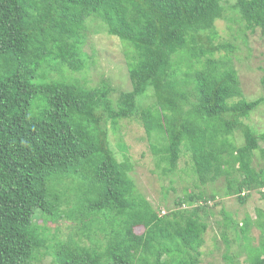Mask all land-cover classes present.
Listing matches in <instances>:
<instances>
[{
	"label": "trees",
	"instance_id": "1",
	"mask_svg": "<svg viewBox=\"0 0 264 264\" xmlns=\"http://www.w3.org/2000/svg\"><path fill=\"white\" fill-rule=\"evenodd\" d=\"M93 18L133 50L131 91L116 100L109 80L95 87L79 81L89 68L83 45ZM222 20L264 38V0H0V264H27L41 244V237L33 244L30 225L53 206L42 184L66 161H76L66 173L84 179L72 213L85 219V230L106 214L118 231L111 241L99 225L109 242L103 252L61 245L54 264H198L215 196L185 189L174 210L160 215L130 179L126 155L118 163L108 149L107 125L114 131L118 120L134 118L137 98L149 89L155 106L139 114L164 177L188 153L199 185L223 179V197L244 205L255 192L264 200V133L245 123L264 98L243 99L234 45L216 41ZM236 133L241 146L233 143ZM256 152L260 169L253 167ZM221 215L233 233L227 243L240 237L249 264H264V241L258 250L248 246V216L236 232L232 217ZM263 217L257 211L264 232Z\"/></svg>",
	"mask_w": 264,
	"mask_h": 264
},
{
	"label": "rangeland",
	"instance_id": "2",
	"mask_svg": "<svg viewBox=\"0 0 264 264\" xmlns=\"http://www.w3.org/2000/svg\"><path fill=\"white\" fill-rule=\"evenodd\" d=\"M86 27L83 49L85 55L90 57L88 59L90 63L86 75L81 76L79 81H88V87H95L100 80H109L110 97L116 100L122 92L131 91L128 66L132 63L133 50L116 37L108 35L105 27L95 18L89 19ZM216 27V41H230L234 45L235 52L231 54L232 66L239 76L243 99L252 101L259 97L264 98V38L258 32L253 35L245 34L243 31L237 33L239 28L233 21H218ZM78 75H75L77 79ZM154 102L152 91L149 89L146 94L137 98L139 113L143 109L155 106ZM139 113L134 118L118 120L114 131L107 125L108 149L118 163L124 161L123 156L126 155L132 166L129 177L139 194L155 211L160 210V215L174 210V202L182 197L185 189L193 190L196 194L202 191L207 198L211 195L215 196L214 201H210L207 206L212 215L204 219L207 229L203 234L204 241L200 248L198 264H249L250 258L242 249L247 244L240 237H238L239 241L231 246L227 243L226 239L231 238L233 233L223 229L224 216L221 212L229 214L238 224L236 232L248 216L251 222L248 246L258 250L263 244L264 232L257 226V211H261L264 216V200L255 192H252L244 205L238 204L234 198L223 197V179L213 185H199L196 175L192 172L188 153L181 155L173 175L164 177L162 173L166 165L158 164L159 159L152 153L150 140H147ZM245 123L256 133H264V103L251 113ZM233 143L236 146L243 144L240 133L234 134ZM260 146L264 148V144ZM75 162L66 161L64 167L56 168L59 170L52 175L47 185L41 183L40 194L44 193L43 196L46 195L48 202L53 201V206L44 213H37L32 220L30 226L34 231L33 244L35 239L39 240L40 237L41 244L33 247L27 264H54V256L61 245L70 246L71 249H73L72 245H76L89 254L103 252L109 242L107 236L98 233L99 225L105 231L104 234L109 232L111 241L117 236L113 231H118V225L112 220L108 221L106 214L98 213L94 219L96 221L99 219V223L94 220L96 224L85 230V219L81 215L72 213L76 211L77 197L80 194L78 189L84 187V179L79 177L74 179V173H66V168L68 171H73ZM262 162V157L256 152L253 157V167L260 169ZM193 186L199 187L192 188ZM259 221L264 225V217L259 218ZM142 232L141 227L134 228L136 236H141ZM122 250L123 248H120V251ZM226 255L235 256V259L226 258Z\"/></svg>",
	"mask_w": 264,
	"mask_h": 264
}]
</instances>
